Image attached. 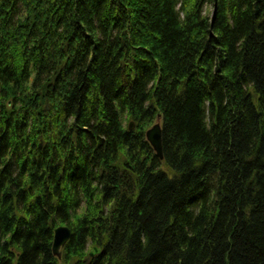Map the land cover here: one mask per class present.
<instances>
[{
  "label": "trees",
  "instance_id": "1",
  "mask_svg": "<svg viewBox=\"0 0 264 264\" xmlns=\"http://www.w3.org/2000/svg\"><path fill=\"white\" fill-rule=\"evenodd\" d=\"M0 264H264V0H0Z\"/></svg>",
  "mask_w": 264,
  "mask_h": 264
},
{
  "label": "water",
  "instance_id": "2",
  "mask_svg": "<svg viewBox=\"0 0 264 264\" xmlns=\"http://www.w3.org/2000/svg\"><path fill=\"white\" fill-rule=\"evenodd\" d=\"M135 124L132 123L130 126V130H134ZM147 141L151 146L154 148L156 155H158L161 161L164 160L163 155V143H162V128L160 124H156L152 127V129L148 130L147 132ZM71 231L67 227H60L56 230L54 235V244H53V253L55 257L61 259L62 257V248H64L67 243L72 239ZM101 254V249L97 247H93L90 252V256H98Z\"/></svg>",
  "mask_w": 264,
  "mask_h": 264
},
{
  "label": "bare ground",
  "instance_id": "3",
  "mask_svg": "<svg viewBox=\"0 0 264 264\" xmlns=\"http://www.w3.org/2000/svg\"><path fill=\"white\" fill-rule=\"evenodd\" d=\"M148 142V141H147ZM149 143V142H148ZM153 148V147H152ZM154 149V148H153ZM155 151V150H154ZM155 154H156V152H155ZM158 156V155H157ZM159 158V157H158ZM60 227H68L69 229H70V231H71V237L73 236V232H72V229L70 228V226H68V225H61V226H57V228H56V230L58 229V228H60ZM56 230L54 231V235H55V232H56ZM73 238V237H72ZM98 248V247H97ZM100 249V248H99ZM101 252H102V249H101Z\"/></svg>",
  "mask_w": 264,
  "mask_h": 264
}]
</instances>
